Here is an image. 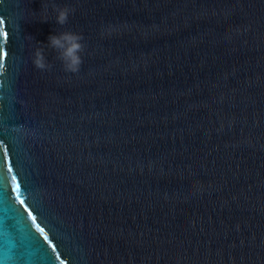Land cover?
<instances>
[{
    "label": "water",
    "instance_id": "1",
    "mask_svg": "<svg viewBox=\"0 0 264 264\" xmlns=\"http://www.w3.org/2000/svg\"><path fill=\"white\" fill-rule=\"evenodd\" d=\"M0 40V264H264V0H0Z\"/></svg>",
    "mask_w": 264,
    "mask_h": 264
},
{
    "label": "clouds",
    "instance_id": "2",
    "mask_svg": "<svg viewBox=\"0 0 264 264\" xmlns=\"http://www.w3.org/2000/svg\"><path fill=\"white\" fill-rule=\"evenodd\" d=\"M52 10L55 12V22L59 25H64L69 15L74 9L68 6H58L54 2L51 4ZM47 21V20H44ZM83 37L72 31L56 32L47 37V43H41L48 48L53 49L57 53L59 59L66 72L76 73L79 71L82 63L81 55L83 51V44L81 43ZM33 64L37 69L45 70L49 67L43 54L42 48H36L33 52Z\"/></svg>",
    "mask_w": 264,
    "mask_h": 264
},
{
    "label": "snow or ice",
    "instance_id": "3",
    "mask_svg": "<svg viewBox=\"0 0 264 264\" xmlns=\"http://www.w3.org/2000/svg\"><path fill=\"white\" fill-rule=\"evenodd\" d=\"M7 36V33H5V37ZM5 43L4 40H0V46H2ZM3 56H0V70L3 69ZM8 172L11 173L12 172V168L11 166H9L8 168ZM13 181L16 180V176L13 175L12 176ZM14 191L17 193L16 199L19 200V204L21 205V208L23 213H27V220L31 219L32 225L36 226V229L39 231V233L43 236V242H47V246L51 247V251L54 253L56 251L55 245H53L51 243V241L49 240L48 235L45 233V230L40 227V225L37 223L36 221V217L35 215H33L32 210L28 207V205L25 204L24 200L19 199L20 197V184L16 183L15 189ZM56 259H59V255L57 254ZM61 264H63V261H61Z\"/></svg>",
    "mask_w": 264,
    "mask_h": 264
}]
</instances>
